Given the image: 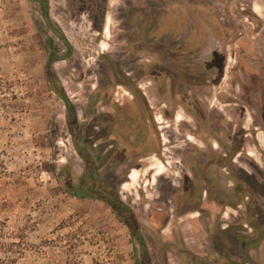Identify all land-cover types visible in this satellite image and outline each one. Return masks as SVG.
I'll use <instances>...</instances> for the list:
<instances>
[{
    "label": "rangeland",
    "instance_id": "obj_1",
    "mask_svg": "<svg viewBox=\"0 0 264 264\" xmlns=\"http://www.w3.org/2000/svg\"><path fill=\"white\" fill-rule=\"evenodd\" d=\"M46 6L0 0V230L18 264H238L213 248L226 225L264 264V0Z\"/></svg>",
    "mask_w": 264,
    "mask_h": 264
},
{
    "label": "flooded vegetation",
    "instance_id": "obj_2",
    "mask_svg": "<svg viewBox=\"0 0 264 264\" xmlns=\"http://www.w3.org/2000/svg\"><path fill=\"white\" fill-rule=\"evenodd\" d=\"M241 4V3H240ZM254 12L257 15H261V8L257 4H253ZM258 9V11L256 10ZM241 10H246V7H241ZM248 19V18H245ZM108 25V22L107 24ZM245 26V25H244ZM106 31V29H105ZM240 49H239V57L243 61H250V62H255L257 60V48L254 46H251L249 42H247V39L245 37H240ZM263 71L262 70H254L251 72V76L255 78H259ZM178 72H176L177 74ZM264 93V92H263ZM264 95V94H263ZM262 99V98H261ZM261 108L263 109L264 107V97L261 100ZM181 117L179 114L176 115V121L180 120ZM258 141L260 146H264V138L262 135L258 134L257 136ZM249 156L253 157V153L249 152ZM128 178L131 181L135 180V173L131 172L128 175ZM246 227V225H244ZM251 231L253 229L251 228ZM246 231L240 229L235 232L231 229H229V225L222 226L216 229L214 240H213V248L218 252L219 255H221L223 258H225L229 254H235L236 256L239 257V263L238 264H247L245 260V252L249 249L248 245H250L251 241H248L247 238L245 237Z\"/></svg>",
    "mask_w": 264,
    "mask_h": 264
},
{
    "label": "trees",
    "instance_id": "obj_3",
    "mask_svg": "<svg viewBox=\"0 0 264 264\" xmlns=\"http://www.w3.org/2000/svg\"><path fill=\"white\" fill-rule=\"evenodd\" d=\"M39 2L41 5L43 16L47 17V6H46L47 0H39ZM50 54H52V52ZM51 57H52V55L50 56V58ZM45 71L47 73L48 79L52 80V82H53V76L51 74L49 67H47L45 69ZM58 92H59L58 94H59L60 98L63 100L66 107L69 109V111L72 112L73 107H72V103L70 102V100L67 98V96L61 90H58ZM81 190L82 189L79 188V191L76 193L78 196L82 195ZM4 238H5V235H3L1 233V230H0V254H4V255L0 256V264H18V257H21L22 253L20 251L15 250L14 246H16V243H14V242H12V243L11 242H9V243L3 242ZM141 243H142V247H144L143 242H141ZM11 254H14V256H10ZM142 257L144 259L143 264H149V262H147L149 260V256L146 253V251L143 252Z\"/></svg>",
    "mask_w": 264,
    "mask_h": 264
}]
</instances>
